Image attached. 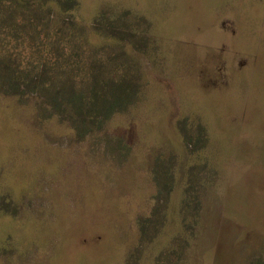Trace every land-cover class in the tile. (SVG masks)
<instances>
[{
  "label": "rangeland",
  "instance_id": "rangeland-1",
  "mask_svg": "<svg viewBox=\"0 0 264 264\" xmlns=\"http://www.w3.org/2000/svg\"><path fill=\"white\" fill-rule=\"evenodd\" d=\"M28 1L127 104L78 134L0 71V264H264V0Z\"/></svg>",
  "mask_w": 264,
  "mask_h": 264
},
{
  "label": "trees",
  "instance_id": "trees-1",
  "mask_svg": "<svg viewBox=\"0 0 264 264\" xmlns=\"http://www.w3.org/2000/svg\"><path fill=\"white\" fill-rule=\"evenodd\" d=\"M29 14L28 0L0 1L1 77L10 89L19 91L24 86L43 92L54 109H62L72 122L82 123L78 134L88 130L89 122L103 126L114 110L127 104L101 95L117 89L122 75L114 72L107 57L97 56L98 47L80 35L77 26L38 24ZM25 53L30 57L23 56ZM130 90L124 88L123 96ZM99 97L102 102L94 108L92 103Z\"/></svg>",
  "mask_w": 264,
  "mask_h": 264
}]
</instances>
